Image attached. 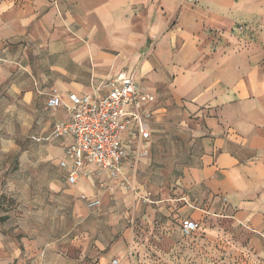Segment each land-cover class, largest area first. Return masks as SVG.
Wrapping results in <instances>:
<instances>
[{
  "label": "crops",
  "instance_id": "crops-1",
  "mask_svg": "<svg viewBox=\"0 0 264 264\" xmlns=\"http://www.w3.org/2000/svg\"><path fill=\"white\" fill-rule=\"evenodd\" d=\"M262 19L256 0H0V101L6 97L4 80L12 77L10 92L18 95L19 109L9 110L22 117L24 105L39 101L54 117L47 132L31 137L44 146L43 157L12 160L14 178L8 181L7 161L0 157V264H76L71 249L58 258L49 248L40 251L36 238L10 234L11 206L4 199L20 195L16 178L24 166L44 164L57 168L63 198L82 191L100 201L110 178L94 166L86 165L76 184H68V167L59 163L69 140L53 138V131L69 116L65 109L49 110L46 102L54 89L67 102L69 94L86 95L120 72L155 97L150 138L139 147L147 155L136 157L135 142L127 144L131 135L122 136L130 148L123 173L135 161L138 171L152 166L163 192L156 211L178 222L182 238L189 237L181 234L180 223H198L206 213L251 233V245L264 253V64L257 47L230 43L236 25L260 27ZM215 35L222 46L209 43ZM30 45L38 47L41 73L25 57ZM55 57L66 66L52 63ZM2 109L5 116L6 102ZM176 126L181 140L174 145ZM6 133L0 127L3 154ZM52 186H61L56 176ZM113 259L99 258L97 264Z\"/></svg>",
  "mask_w": 264,
  "mask_h": 264
},
{
  "label": "rangeland",
  "instance_id": "rangeland-1",
  "mask_svg": "<svg viewBox=\"0 0 264 264\" xmlns=\"http://www.w3.org/2000/svg\"><path fill=\"white\" fill-rule=\"evenodd\" d=\"M256 1L263 6L261 26L236 25L230 43L239 48L257 47V54L264 64V0ZM209 43L212 47L222 46L217 35L210 38ZM37 45H30L32 49L28 48L25 57L32 63V71L41 73L42 69L37 64ZM51 62L66 66L60 57L53 58ZM11 79L4 80L6 92L1 96L6 97H1L0 101V112H3L5 102L8 109L5 116L0 114V127L7 128L6 152H0V157L7 161V181L14 178L12 160L45 155L44 146L31 137L47 132L54 118L41 110L39 101L28 107L24 105L22 117L13 109L9 110L16 107L18 112L19 109L18 99L15 100L18 95L10 92L14 84ZM186 124L189 129L185 135L189 139L190 127L194 125L192 118ZM171 133L172 142L178 144L181 140L178 127H174ZM154 150L150 152L151 157ZM139 168L138 171V163H134L125 177L137 188L136 192H132L125 183L122 185L119 181L110 180L105 185L106 193L101 197L100 205L92 210L86 205L91 196L82 191L67 198L58 194L64 184L57 177L55 166L42 164L31 170L26 165L16 178L19 184L16 189L20 190V195L15 199H4L11 206L9 233L17 238H36L40 251L45 252L49 248L54 250L49 254L58 258L68 257L71 249L76 264H97L99 258L110 257L119 260L120 264H264V253L256 252L250 243L251 233L234 229L221 218H212L206 213L197 221L199 232L182 238L178 222L163 218L156 211V202L163 199V192L155 178L157 176L151 175L152 166ZM55 176L61 183L60 187L52 186ZM140 191L144 193L140 194ZM142 195L148 201H143Z\"/></svg>",
  "mask_w": 264,
  "mask_h": 264
},
{
  "label": "built area",
  "instance_id": "built-area-1",
  "mask_svg": "<svg viewBox=\"0 0 264 264\" xmlns=\"http://www.w3.org/2000/svg\"><path fill=\"white\" fill-rule=\"evenodd\" d=\"M154 102L155 97L139 90L133 78L125 72L93 86L86 95L69 94L67 102L57 90H52L46 107L51 111L65 109L69 116L67 121L56 124L53 131V138L69 140L64 150L65 160L59 163L62 169L68 167V184L75 185L82 175L81 170L90 165L110 180L119 181L122 185L125 183L132 188V192H136L137 188L127 182L123 173L124 160L130 148L122 142V136L126 133L131 135L127 144L130 146L135 142L132 151L136 157L147 155V151L139 147L150 138L154 119L151 105ZM146 198L143 196L141 199L148 201ZM86 205L97 208L100 202L89 199ZM199 230L200 226L195 221L186 219L180 223V232L184 237H191ZM107 264H119V261L113 259Z\"/></svg>",
  "mask_w": 264,
  "mask_h": 264
}]
</instances>
